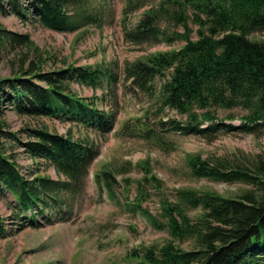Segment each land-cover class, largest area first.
<instances>
[{"label": "trees", "instance_id": "1", "mask_svg": "<svg viewBox=\"0 0 264 264\" xmlns=\"http://www.w3.org/2000/svg\"><path fill=\"white\" fill-rule=\"evenodd\" d=\"M99 1L102 0H0V17L14 14L36 20L48 29L75 30L79 23L98 20L92 3ZM127 2L125 14L142 4V0ZM159 20H173L180 30L171 32L169 27H158ZM136 24L135 29L125 33L135 45L151 38L168 45L182 43L177 49L149 53L126 68L127 76L146 92L155 89L156 77H168L160 90L163 105L191 117L189 127L177 125V130L186 132L187 127V132L197 131L199 124L194 122L198 115L205 121L213 120L215 115L211 116L207 109L236 107L248 112L245 120L256 123L247 127L250 133L264 130V40L254 36L264 33V0H160ZM17 48L31 50L30 54L33 51L37 59L26 57L12 78L0 74V137L19 141L16 133L3 130L1 118L6 104L33 118L74 120L103 134L113 129L115 114L98 109L70 88L72 82L95 90L105 83L112 86L116 78L110 69L90 66L45 71L44 59L37 53L39 47L30 36L7 30L0 21V59ZM29 133L30 140L21 146L33 159L54 164L58 174L67 180L42 175L25 177L15 157L6 155L0 144V192L13 195L19 211L16 216L21 220L19 230L27 224L40 226L36 216L43 215V209L51 205H66L64 196L75 198L83 190L89 166L98 155L94 146L72 136L41 129H31ZM205 133L208 132H199ZM130 165L127 162L120 168L127 172ZM188 165L196 179L239 184L246 189L238 198L183 189L178 201L167 199L160 203L161 216L154 217L142 208L146 194L139 184L137 208L149 222L155 228L168 229L176 239L193 238L196 246L184 250L168 241L160 247L135 249L128 256L129 264H264V154L242 152L209 159L192 154ZM138 166L145 173L144 181L156 188L162 185L152 174L148 160ZM103 174L110 187L113 173ZM189 208L201 209V214L193 219L187 214ZM27 211L32 216H25ZM0 231H4L2 222Z\"/></svg>", "mask_w": 264, "mask_h": 264}, {"label": "rangeland", "instance_id": "2", "mask_svg": "<svg viewBox=\"0 0 264 264\" xmlns=\"http://www.w3.org/2000/svg\"><path fill=\"white\" fill-rule=\"evenodd\" d=\"M124 7L125 0H114L106 7L100 24L64 33L46 29L33 20L13 14L0 17L7 30L30 36L39 47V52H36L44 59L42 67L45 71L118 63L120 76L116 93L110 92L103 102L97 97L102 98L106 94L104 90L95 91L78 82L71 87L74 93L95 101L99 107L117 112L115 130L104 137L59 119H36L11 107L5 110L1 118L5 123L3 130L16 133L19 141L3 136L0 144L6 155L14 156L21 169L27 172L40 170L43 175L56 177L54 167L44 161H35L21 146L30 140L31 129L59 133L71 131L77 138L93 141L101 154L91 166L84 193L74 202L66 220L17 231L13 199L10 195L0 197V220L8 232V235L0 236V264H127L130 263L129 254L135 249L160 247L168 241L175 242L184 250H192L196 246L193 238L176 239L168 229L153 227L141 212L131 208L130 202L137 196L136 182L144 175L137 167L138 163L148 160L153 175L162 182V185L156 183L159 188L143 182L148 194L143 208L158 217L162 213L160 203L167 199L178 201L179 192L183 189L214 191L226 198H238L246 189L239 184L196 179L188 165V155L209 159L242 152L264 154L263 129L257 134L228 130L231 125H239L246 114L237 107L218 112V122L227 126L219 127L215 133L185 135L172 130L174 123H184L186 117L162 105L160 89L168 77H158L153 86L155 90L147 93L132 86L124 71L128 62L155 51L177 49L182 43L142 46L127 43L121 24ZM142 14L143 10L130 15L127 26H135ZM254 36L257 40H264V33ZM30 51L17 48L2 55L1 76L12 78L18 74L26 57L37 59L33 51L28 53ZM126 161L132 162L130 172L116 176L113 195L96 185L95 174L110 169L118 171ZM124 179L131 182L129 194L124 190L127 183ZM187 214L195 219L201 214V209L189 208Z\"/></svg>", "mask_w": 264, "mask_h": 264}, {"label": "bare ground", "instance_id": "3", "mask_svg": "<svg viewBox=\"0 0 264 264\" xmlns=\"http://www.w3.org/2000/svg\"><path fill=\"white\" fill-rule=\"evenodd\" d=\"M168 28V27H167ZM153 30H156V29H153Z\"/></svg>", "mask_w": 264, "mask_h": 264}]
</instances>
